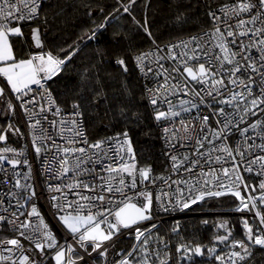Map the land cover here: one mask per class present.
Instances as JSON below:
<instances>
[{
  "label": "snow or ice",
  "instance_id": "obj_1",
  "mask_svg": "<svg viewBox=\"0 0 264 264\" xmlns=\"http://www.w3.org/2000/svg\"><path fill=\"white\" fill-rule=\"evenodd\" d=\"M134 3L135 0H130L129 4L122 5L123 11L129 12ZM40 8L39 0H0V76L6 79L7 86L29 114L35 153H51L46 158V170L50 179L60 184L49 183L47 191L62 194V203L56 195L51 196L53 207L57 209L61 225L80 247L89 245L96 252L105 242L115 243L114 237L118 239L122 229H132L136 243L122 254L118 264H156V261L168 264L159 248H149L156 225L140 227L142 222L152 219L154 200L163 211H168L169 206L187 209L206 196L228 193L239 201L237 212L252 211L258 204L264 205V181L259 183L261 194L256 197L251 192H255L257 186L244 184L240 172L243 168L248 173L264 176V0H224L223 3L207 0L204 15L208 27L205 30L135 57L145 77L153 74L156 79V86L146 90L151 93L149 103L153 106L154 119L165 122L163 139L171 151L164 155L171 161L173 173L183 169L189 177V180L171 183L170 177H154L151 165L137 166L132 138L127 131L90 142L78 119L83 115L78 110L79 105H74L76 111L67 117L61 115V108L55 106L48 91V82L62 71L71 56L60 58L51 52H40L27 59H16L9 37L22 36L21 23L35 19ZM103 28V23L93 28L87 39L95 40ZM32 39L37 48H42L38 28L33 29ZM117 64L127 71L123 59H118ZM33 85L41 90L40 99L46 100L47 108L35 95L24 99L34 92ZM4 91L5 88L0 87V94ZM28 104H32L33 109L27 108ZM46 111L60 119L49 120L43 115ZM42 121L48 127H44ZM9 131L19 133V129L9 125L0 131V142L6 143ZM233 136L239 137L235 147L229 144ZM57 139L62 143L58 144ZM185 147L190 154H177ZM21 156L23 151L0 147V174L3 175L0 225H10L17 233L14 238L0 240V264H35L22 240L29 241L41 254L45 249H55L52 257L55 264H75L68 255L74 253L73 246L59 244L33 202L38 197L31 183V165L26 158L21 160ZM5 163L10 168H5ZM22 164L28 166L24 174L17 171ZM216 164L221 165L222 175L217 174ZM69 176L71 182L64 183ZM156 179L162 180L169 189L172 183L187 184L188 195L178 186L175 193L162 190L154 196L146 185L155 184ZM9 181L10 186L5 190L3 185ZM241 187L249 192L247 196L241 194ZM85 192L89 194L84 195ZM69 193H75L78 199L68 201ZM255 216L259 217L255 230L244 220L245 239L230 240L231 232L216 237L217 244H226L231 251L217 254L214 245L207 248L209 255H214L219 264H244L252 255L253 247L264 248V212L257 210ZM219 227L226 225L222 223ZM157 241L163 243L162 238L157 237ZM176 251L182 254V260L191 261L193 256L204 255L205 247L181 244ZM100 254L105 255L106 249ZM80 259L83 260V256Z\"/></svg>",
  "mask_w": 264,
  "mask_h": 264
},
{
  "label": "trees",
  "instance_id": "obj_2",
  "mask_svg": "<svg viewBox=\"0 0 264 264\" xmlns=\"http://www.w3.org/2000/svg\"><path fill=\"white\" fill-rule=\"evenodd\" d=\"M206 2L135 0L126 13L122 5L129 4L130 0H46L40 16L21 23L23 35L11 36V40L17 56L26 57L38 51H49L60 58L71 56L62 71L48 82L58 102L67 109L80 106L85 130L92 139L128 131L137 165H151L153 174H161L168 171L169 165L158 122L146 100V80L139 73L133 56L139 50L206 29ZM223 2L215 0V3ZM102 23L105 28L96 39L88 40L91 30ZM35 26L42 34V48L35 47L31 39ZM118 59L125 61L127 71L117 64ZM233 201L231 196L225 195L196 203L184 214L170 216L155 224L150 241L167 237L171 248L183 239L210 242L215 236L214 224L221 217L215 212L230 206ZM228 219L236 227L235 236L245 239L244 220L247 218L231 215ZM135 243L132 230L110 246L106 262L102 255H96L95 261L115 264ZM60 245L65 243L60 241ZM85 247L92 251L91 246ZM254 251L246 264H264V248L255 246ZM54 253L55 249H45L38 264H55ZM160 254L164 255L162 248ZM76 255L80 257L78 253ZM180 264L217 263L205 257H194L191 261L184 259Z\"/></svg>",
  "mask_w": 264,
  "mask_h": 264
},
{
  "label": "built area",
  "instance_id": "obj_3",
  "mask_svg": "<svg viewBox=\"0 0 264 264\" xmlns=\"http://www.w3.org/2000/svg\"><path fill=\"white\" fill-rule=\"evenodd\" d=\"M39 2L41 4V8H40L38 16L35 19H37L40 16L41 10H42L43 5L46 2V0H39ZM35 19H32V20H35ZM32 20H30V21H32ZM26 22H29V21H26ZM22 23H25V22H22ZM13 25H15V24H13ZM203 30H205V29H203ZM203 30H199V31H195V32H192V33H189V34H185L183 36H180V37H177L175 39L169 40V41H167V42H165L163 44H156V45L150 46L148 48L139 50V51H137L134 54L133 59H134L135 65L138 68L139 73L141 74V76L146 80V89L147 88H154L156 86L155 76L153 74H150L148 77H145L144 73L141 72L140 68L137 66V61H136L135 57L140 55L141 53L154 51L157 46H159L160 48H165L166 45H169L171 43H177L181 39H188L191 35L197 34V33L201 32ZM167 66L168 65L165 64V67H167ZM0 82H1V84H3V86L5 87L8 95H9V97L12 99V102H13L16 110H17V114H18V117H19V120H20V124H21L20 143H19V145H15V144H13L11 142H6V143L5 142H0V147L7 146V147H11V148L16 149L18 152L19 151H23V156H21L19 158L21 160L26 158L29 161V164L31 165V169H32V172H31V177H32L31 183L35 186V189H36V192H37V197H38V198H35L33 202L36 204V206H37L38 210L40 211L41 215L44 217V220H45L44 212H47L52 217V219L57 222V225L59 227L60 235L63 236V238L65 240L67 239L66 240L67 242L71 243V245L74 248V252H80V253L84 252L85 255H90L91 258H92V257H95V255L97 254L98 251H101V250L104 251L106 249L105 256L107 257L110 254L109 248L113 244V242L110 241L108 244L103 245V248L101 250H97L96 252H92L90 254V253H87L84 248L82 249V247H80L79 244L76 243V240L72 237V235L69 232H67L62 226H60V224H58V221H59L58 220V213H57V209L53 207V201L51 200V196L52 195H56L58 197V199H60L61 203L63 202V197H62L61 193H49L47 191V186H48L49 183L54 184V185L60 184V181H58V180H56L54 178L50 179V173L46 170L47 169L46 158H47V156L51 155V153H46V152H43V151L41 152L40 155H37L35 153L34 147H33V143H32L33 131L31 129V127H30V124L32 123V121L29 119V114H28V112L25 111V109L23 107H21V101L16 98V94L15 93H12L11 90H9L5 80L3 78H1V77H0ZM32 87L34 89V92L29 93V96L24 97V99L27 100L32 95H35L37 101L39 103H41V104H44L45 108H47L48 104H47L46 100H41L40 99L41 90L38 89V87L35 86V85H33ZM146 89H145L146 100H147V103H148V105H149V107H150V109H151V111L153 113V117H154L153 106L149 103V100L151 98V93H149ZM48 91H50L51 94H52V97H53V99L55 101V106H58L59 108H61V110H62L61 115L67 117L68 114L76 111V109H67L66 107L61 105L58 102V100H57L55 94L53 93L51 87L49 86V84H48ZM27 108L33 109V105L32 104H28ZM165 108H166V106H165ZM35 110L39 111V108L36 107ZM201 111L204 112L206 110L201 109ZM43 115H47L49 120H53V119L59 120L60 119L59 116H54L52 112H47L46 111L45 113H43ZM262 115H264V114H262ZM78 119H80L81 122H82V130L86 133L88 140L90 142H94L95 140H97V139H92L90 137V135L87 133V131L85 130L83 115L81 117H79ZM157 122H158V126H159L160 135H161V138H162V141H163V145H164V153L170 152L171 149L166 146L165 141L163 139V131H162V129H163V126H164L165 122H159V121H157ZM42 123L44 124V127H48V124L46 122L42 121ZM213 124H214V122H213ZM118 133H120V132H118ZM115 134H113L111 136H114ZM53 135H55V133H53ZM107 137H109V136H107ZM104 138H106V137H104ZM238 139H239L238 136H233L229 140V144L231 146L235 147ZM57 143L60 144V143H62V141L57 139ZM177 146L179 148V144ZM206 149H207V145L205 146V150ZM177 154H179V155H188V154H190L189 148L188 147L180 148L179 149V153H177ZM8 155L11 156L12 154L9 153ZM215 155L216 154L214 153L213 156H215ZM166 159H167L168 165H169L168 171L164 172V173H161V174H153L154 177H164V178H169L170 177L171 179H170L169 183H171V181L189 180L188 174L184 173L183 169H181L177 173H173V170H172V167H171V161L167 158V156H166ZM136 163H137V159H136ZM223 166L224 167H229V168L231 167L230 164H224ZM53 167H55V165H53ZM138 167H144V166L142 165V166H138ZM214 167H215V169L217 171V174L222 175L221 172H220L221 165L216 164V165H214ZM5 168H10V166L5 163ZM17 171H19L21 174H24V173H26L28 171V166L22 164V165L18 166ZM205 171H207V168H205ZM240 172H241V175L243 176V183L244 184L257 186V190L255 192H251V195L259 197V195L261 193H260V191L258 189V185H259V183L261 181H264V176L256 175L255 172L248 173V172L244 171L243 168L240 169ZM0 179H3V175L2 174H0ZM81 179L89 180L90 178L89 177H81ZM70 182H71V176H69L64 181V183H70ZM225 183H227L226 180H225ZM9 186H10V181H9V183H5L3 185V188L6 190ZM146 186H147L148 190L153 192L154 196L159 194L162 190L163 191H171L172 193H175V190H176V188L178 186L185 189V193H184L185 196L188 195V193H187L188 185L187 184H179V185H177L176 183H172L171 184V189H169L166 185L163 184L162 180L156 179L155 184L149 183ZM213 190H223V189L214 188ZM239 190L241 191V194L244 195V196H247L249 194V192H245V190L242 187ZM83 194L84 195H88L89 193L85 192ZM225 195L231 196L234 201H233L232 204H230V206L224 207V209H222L221 211L215 212V213L220 214L221 217L219 218V220L220 219H228V216H231V215L244 217V218H247V219H251V222L248 221L249 225L252 226L253 229L255 230V228L259 226V217L255 216V212L257 210H260V211L264 212V205H259L258 204V207L256 209H253L252 211L237 212L236 208L239 206V201L231 193H228V194H225ZM225 195H222V196H225ZM207 198H211V197H207L206 196L204 200H206ZM77 199H78V197L75 195V193H69L67 195V200L68 201H75ZM203 201H199V202H203ZM165 202L167 203V198H165ZM172 202H173V204H175V195L173 196V201ZM199 202H197V203H199ZM5 204H7V200L5 201ZM193 205L194 204H192L191 206H193ZM187 209H183L182 206L181 207H176V208H172L171 206H169V210L168 211H163L159 207V202L154 200L152 219L148 220V221H144L143 223H141L140 227L143 226V225H146V224H160V223H162V221L164 219H166V218H168L170 216H179V215L184 214L187 211ZM21 219H23V218H21ZM255 220H257V222ZM231 229L233 231V236L231 237L230 240H232V239L242 240V238H239V237L235 236L234 229H236V227L235 226L233 227L232 224H231ZM214 230H215V236H219V235L224 234V232H222L221 230H219L217 228V223L214 224ZM131 231H132V229H123V230H121V234L119 235V238H121L123 235L129 234V232H131ZM16 236H17V233H15V232H13L11 230V226L10 225H0V240H5V239H8V238H14ZM118 239L116 237H114L115 241L118 240ZM162 240H163V243H158L157 238H155V241H150L149 248H150V250H154V249H157V248H159V250H160L162 248L164 253H167L168 255L167 256L161 255V257H163L164 259H167L168 260V264H180L181 262L184 261V259L183 260L181 259V255L182 254L178 253L176 251V248L179 245H181V244H187L189 246H194V245L198 244V245L204 246L205 247L204 255H202V256H193V258L194 257H205V258H208V259L216 262L217 264H219V262H217L214 259V255H209V253L207 252V248L212 247V246L215 245L216 248H217V254H227L229 251L232 250L229 247H227L226 244H217L216 242H213V241L201 242V241H195L194 239H183L180 242H178L175 245L174 248H171V246H172L171 242L167 241V237H163ZM22 244H23L24 249L27 250V254L30 256L31 260L33 261L34 251L30 247L32 244L29 241H27V240H22ZM165 244H167V247L164 246ZM254 249H255V247H253L251 249L252 255L247 258V260L244 262V264H246L247 262H249L252 259L253 255H254V252H255ZM236 250H239V249H236ZM72 256H73V253L69 254V257L72 260L75 261V264H82L84 261L86 262V261H89V260H90V262H88L89 264H97L93 260V258L92 259L90 258V256H87L88 260H86L85 258L83 260H81L80 258H75V257L73 258ZM152 259L155 260V257H152Z\"/></svg>",
  "mask_w": 264,
  "mask_h": 264
},
{
  "label": "rangeland",
  "instance_id": "obj_4",
  "mask_svg": "<svg viewBox=\"0 0 264 264\" xmlns=\"http://www.w3.org/2000/svg\"><path fill=\"white\" fill-rule=\"evenodd\" d=\"M40 52H44V53H47V52H49V51H38V52H33L32 54H34V53H40ZM31 55V54H30ZM29 55V56H30ZM54 55V54H53ZM55 56V55H54ZM9 104H11L12 105V103H11V101H9L8 102V109L6 110V113H5V117L6 118H12V121L9 123V125H11V127H12V129H19V124L17 123V117L15 116L14 117V115H15V113H14V109H13V106H12V108L11 109H9ZM9 125L8 126H3L2 125V123L0 122V131H3V130H5V129H7L8 127H9ZM8 137H9V139H11V140H15L13 143L14 144H17L18 143V141H19V139H20V132L19 133H14V132H12V131H9L8 132ZM44 215H45V222L49 225V227H50V229H51V231L53 232V234H54V236L56 237V239H57V241L59 242V244H60V241H62L63 243H65V246L67 245V244H71L70 242H67L61 235H60V232H59V227H58V225H57V222L55 221V220H53L52 219V217L47 213V212H44ZM251 220V219H250ZM205 221H207V219H205ZM256 222H257V220H255ZM143 223V222H142ZM58 224H60V222L58 221ZM61 238V239H60ZM31 247V249L34 251V257H33V261L35 262V264H38L39 262H40V260H41V258H42V254L40 253V251H38V250H36L34 247H33V245H31L30 246ZM83 249V248H82ZM85 249V248H84ZM87 253H92V251H86ZM79 254L80 255V257L81 256H83V258H85L86 260H88V257L87 256H90V255H85V253L84 252H82V253H80V252H74L73 253V257H75V258H80V257H77V255L76 254ZM71 254V253H70ZM90 258H91V256H90ZM93 258V260L95 261L96 260V258L95 257H92ZM91 258V259H92ZM88 262H90V260L89 261H84V264H89ZM96 262V261H95Z\"/></svg>",
  "mask_w": 264,
  "mask_h": 264
},
{
  "label": "crops",
  "instance_id": "obj_5",
  "mask_svg": "<svg viewBox=\"0 0 264 264\" xmlns=\"http://www.w3.org/2000/svg\"><path fill=\"white\" fill-rule=\"evenodd\" d=\"M12 26H16V25H12ZM9 41H10V43L12 44V40H11V36L9 37ZM12 48H13V54H14V56L16 57V59L17 60H20V59H27V58H29V56H24V57H21V56H17V54H16V51H15V49H14V47H13V44H12ZM1 78H3L4 80H5V82H6V84H7V81H6V79L4 78V77H2V76H0ZM0 87H3V88H5L4 86H3V84H1V82H0ZM9 87V89L11 90V88H10V86H8ZM12 92V91H11ZM9 101H11V103H12V106H13V111H14V113H15V115H14V117L16 116L17 117V123L19 124V132H20V130H21V124H20V120H19V117H18V114H17V110H16V108H15V106H14V104H13V102H12V99L9 97V95H8V93H7V91H6V89H5V91H4V93L3 94H0V122L2 123V125L4 126H8L9 125V123L12 121V118H6L5 117V113H6V110L8 109V102ZM6 120V121H5ZM7 140L8 141H10L11 143H13L14 141L13 140H11V139H9V137H8V134H7ZM19 143H20V139H19V141H18V143L17 144H15V145H19ZM14 144V143H13ZM231 223V222H230ZM60 226H62L61 225V223H60ZM63 227V226H62ZM64 228V227H63ZM65 229V228H64ZM66 230V229H65ZM123 230V229H122ZM67 231V230H66ZM68 232V231H67ZM216 236H214V238H215ZM212 241H213V239H212ZM110 242V241H109ZM109 242H105L104 243V245L105 244H108ZM86 248V247H85ZM102 248H103V245H102ZM101 248V249H102ZM100 249V250H101ZM103 250H101V251H98L97 252V254L96 255H101L100 254V252H102ZM93 252V251H92ZM69 255V254H68ZM95 255V256H96ZM103 256V258H104V262H106V259H107V257L105 256V255H102ZM73 257V256H72ZM74 258V257H73ZM123 258V257H122ZM122 258H120V259H122ZM118 261L119 260H117L116 261V263L115 264H118ZM98 264V263H97ZM99 264H103V263H99Z\"/></svg>",
  "mask_w": 264,
  "mask_h": 264
},
{
  "label": "water",
  "instance_id": "obj_6",
  "mask_svg": "<svg viewBox=\"0 0 264 264\" xmlns=\"http://www.w3.org/2000/svg\"><path fill=\"white\" fill-rule=\"evenodd\" d=\"M34 28H38V29H39L40 40H41V44H42V46H43V40H42V34H41V31H40V28H39L38 26H35V27L32 28V31H33ZM32 31H31V39H32ZM32 42H33V45L35 46V42L33 41V39H32ZM35 47H36V46H35ZM216 223H217V228H218L219 230H221L222 232H224V234L219 235V236H224V235H226L228 232H231V237L233 236V231H232V229H231V223H230V220H228V219H220V220H218ZM222 223L226 225L225 228H221V227H219V225L222 224ZM216 237H217V236H216ZM216 237L213 238V242H216ZM231 237H230V239H231Z\"/></svg>",
  "mask_w": 264,
  "mask_h": 264
},
{
  "label": "bare ground",
  "instance_id": "obj_7",
  "mask_svg": "<svg viewBox=\"0 0 264 264\" xmlns=\"http://www.w3.org/2000/svg\"><path fill=\"white\" fill-rule=\"evenodd\" d=\"M9 88V87H8ZM10 90V89H9ZM82 264H84V262L82 263Z\"/></svg>",
  "mask_w": 264,
  "mask_h": 264
}]
</instances>
